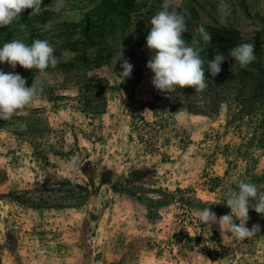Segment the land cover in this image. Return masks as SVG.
<instances>
[{
  "label": "rangeland",
  "instance_id": "374dc122",
  "mask_svg": "<svg viewBox=\"0 0 264 264\" xmlns=\"http://www.w3.org/2000/svg\"><path fill=\"white\" fill-rule=\"evenodd\" d=\"M165 2L42 0L39 14L24 9L0 27V47L47 40L59 60L46 76L0 63L26 87L34 77L44 86L0 120V264H264V216L249 209L246 227L261 230L243 241L197 217L207 206L228 214L226 193L242 180L264 192V104L251 99L262 79L228 55L252 42L250 65L264 70V0H167L184 14L186 43L200 40V26L212 36L200 40L207 87L171 94L146 67L150 19ZM121 50L133 65L123 80L113 59ZM216 54L226 59L213 77ZM246 144L263 147L244 155ZM177 189L202 206L174 203L154 219L152 200ZM184 230L198 239L195 252L180 250Z\"/></svg>",
  "mask_w": 264,
  "mask_h": 264
},
{
  "label": "clouds",
  "instance_id": "9594fccd",
  "mask_svg": "<svg viewBox=\"0 0 264 264\" xmlns=\"http://www.w3.org/2000/svg\"><path fill=\"white\" fill-rule=\"evenodd\" d=\"M41 3L42 0H0V27L19 21V14L24 9H31L33 15L39 14ZM150 25L146 47L154 54L146 67L154 74L151 80L154 88L166 94L184 87H192L195 92L203 91L207 87V78L205 61L200 56V52L203 51L200 40L205 45L209 44L212 40L211 34L200 26L197 29L200 40L193 38L191 43H186L182 38V34L187 31L184 14L178 13L175 9L169 11L167 0L161 10L150 19ZM19 26L21 30L25 28L23 23ZM53 53L54 48L47 40L34 39L30 45L19 40H11L0 47V63L6 62L13 69L17 64L24 69H36L40 75L46 76L45 70L50 66L55 68L59 63ZM228 55L234 58L241 68L256 59L252 42L238 44ZM113 59L114 65L117 61L121 62L122 80L129 78L133 65L124 58L122 50ZM225 59L224 55L216 54L207 62V68L213 77L219 74L220 65ZM25 85L26 80L21 75L0 70V120L11 119L17 111L32 104L44 90L43 83L36 77L30 87ZM66 166L70 170H76L77 159L74 157ZM226 196L224 203L230 212L217 217L207 206L198 211L200 224H204L208 230L213 225H218L224 233H229L234 239L241 241L257 236L261 226L253 224L249 229L246 224L250 219L248 215L250 208L264 216V192L259 191L255 184L242 180L236 189L229 187ZM250 201L255 203L250 204ZM234 218L239 223H236Z\"/></svg>",
  "mask_w": 264,
  "mask_h": 264
},
{
  "label": "trees",
  "instance_id": "16d2710c",
  "mask_svg": "<svg viewBox=\"0 0 264 264\" xmlns=\"http://www.w3.org/2000/svg\"><path fill=\"white\" fill-rule=\"evenodd\" d=\"M247 69L251 74H255L257 76H259L262 79V85L261 87L258 89V92L251 97V99H255V103H262L264 104V70L258 69L253 65H247ZM263 109H264V105H263ZM252 112L254 113V109L252 110ZM251 112V113H252ZM232 124V122L230 123ZM253 144V143H252ZM263 146L260 145H249L246 144L244 146H242V149L244 150V155L247 154L249 155L252 149H261ZM247 161H251V158L248 159ZM260 176H258L257 179H254L253 182H258L260 180ZM215 182H221L220 178H214ZM212 180V182H214ZM248 182H251V178L250 180H248ZM236 186H233V188H235ZM177 194H180V196L178 197V200H176L177 198ZM174 203H179L182 204L184 207L186 208H191L189 206H192L194 203H197L198 205L202 206V204L200 203L199 200H196L195 198H191V193L190 191H186V190H181V189H177L173 192H161V194L157 197L156 200H152L151 205H150V210H151V214L154 215V219L156 218V216L158 215V210L159 208H163V207H168L171 206ZM179 248L181 251H187V252H195L197 249H199V241L198 239L194 236L192 237L191 235H189V233L184 230L182 232L181 235V239H180V244H179Z\"/></svg>",
  "mask_w": 264,
  "mask_h": 264
}]
</instances>
